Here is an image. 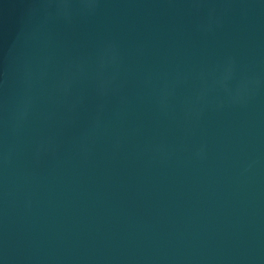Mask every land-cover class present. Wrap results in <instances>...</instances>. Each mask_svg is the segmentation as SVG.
I'll return each instance as SVG.
<instances>
[{
	"label": "water",
	"instance_id": "1",
	"mask_svg": "<svg viewBox=\"0 0 264 264\" xmlns=\"http://www.w3.org/2000/svg\"><path fill=\"white\" fill-rule=\"evenodd\" d=\"M0 264H264V0H0Z\"/></svg>",
	"mask_w": 264,
	"mask_h": 264
}]
</instances>
